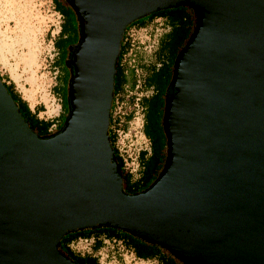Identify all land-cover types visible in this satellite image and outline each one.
I'll list each match as a JSON object with an SVG mask.
<instances>
[{"label": "water", "instance_id": "95a60500", "mask_svg": "<svg viewBox=\"0 0 264 264\" xmlns=\"http://www.w3.org/2000/svg\"><path fill=\"white\" fill-rule=\"evenodd\" d=\"M67 115L39 136L0 80V264H75L67 233L114 228L182 264H264V0H64ZM183 6L194 28L164 96V164L126 194L108 140L114 65L130 23Z\"/></svg>", "mask_w": 264, "mask_h": 264}, {"label": "rangeland", "instance_id": "374dc122", "mask_svg": "<svg viewBox=\"0 0 264 264\" xmlns=\"http://www.w3.org/2000/svg\"><path fill=\"white\" fill-rule=\"evenodd\" d=\"M176 14H181L179 15L181 20L178 23L179 29L177 31L180 43L183 39H187L190 36L194 28L195 16L193 11L187 7L178 9ZM75 19L73 13L68 15L66 24L68 33L72 30L77 31ZM61 23L62 17L54 10L51 0H0V77L7 76L14 83L15 89L21 91L19 93L30 109L39 105L43 107L39 117H41L40 119L47 118V121H52L47 131L49 134L54 133L56 118L61 114L62 103L60 98L54 96L51 92L52 87L59 83L58 76L60 71L52 67L51 63L56 58L57 50L54 48L53 42L60 30ZM165 24L157 26L152 23L149 26L147 25L144 31H136L133 42L136 48L133 49L136 52V56H139V61L143 57L146 61L156 62L157 46L155 49L153 42L156 40L159 43L160 39L167 33L169 27ZM137 27L142 26H136L135 28ZM149 28L151 29L149 30ZM69 45H66L65 49ZM145 69L148 72L149 68ZM67 79L68 77L66 82ZM66 115L67 112L62 114L60 127ZM58 122L59 120L57 124ZM34 133L39 136L42 135L41 131ZM162 136L164 137V135ZM164 144L165 139L158 137L152 148L153 161L151 165L160 170L163 167L166 155V146ZM148 156H144V158ZM156 176L151 175L152 178H156ZM136 178L131 179L136 181L138 179ZM128 184V186L123 188L125 193L139 192L137 191L140 187L138 183L129 181ZM111 246L109 244L104 249L102 259L99 260V255L97 256L99 263L135 264L137 261L133 258V252L126 249L122 243L118 244V246L113 245L112 248ZM162 252L173 264H182L167 251L162 250ZM105 253L107 254L106 257L104 256ZM155 262L159 264L158 260L154 258L153 264Z\"/></svg>", "mask_w": 264, "mask_h": 264}, {"label": "trees", "instance_id": "16d2710c", "mask_svg": "<svg viewBox=\"0 0 264 264\" xmlns=\"http://www.w3.org/2000/svg\"><path fill=\"white\" fill-rule=\"evenodd\" d=\"M51 1L54 10L58 12L62 17L60 30L53 42V46L57 50L56 58L51 63L52 67L57 68L60 71V75L58 76L59 83L55 84L51 89L52 94L60 98V102L62 103L61 114L57 116L55 122L56 125L54 126L55 127L54 130L55 132H57L61 128L60 124L62 120V114L67 112L68 110L67 100H66V87H67L66 78L68 77V70H66L67 58L65 57V48L66 45H69L72 41H74V39H76L78 35V27H77V31L72 30L71 32L68 33L66 31L68 15L70 13H73V11L68 5H65L66 2L64 0H51ZM180 8H183V6H175L169 9L151 13L148 16H145L146 17L145 19H143L144 18L143 17L127 25L122 34L118 55L114 65L115 72L113 79L112 97L115 93L121 90V87L125 83L128 82L127 77L123 73L122 67L119 65L121 55L126 47V44L123 43L124 33L126 29L130 26H143L146 22L151 21L156 17L163 18L166 25L169 27V31L160 39L158 43V49L155 59L156 62H160V60L165 59L166 63H163L162 67L159 68L158 70H155L154 67H150L148 69L147 76L144 80V86L147 88L154 87L156 89V92L154 95L148 98H142L141 100V105L144 108L143 134L150 140V154L147 158H144L145 153L144 152L140 153L139 160H140V165L142 166V172L140 177L136 181H132L131 177L127 173H124L121 170V160L117 156L112 146V138L110 135V130L109 128L107 129L108 140L110 143L111 150L113 152V157L120 171V176L122 180V189L128 186L129 185L128 182L131 181L139 184L140 187L137 189V191L141 192L144 190L143 188L146 189L148 187L147 186L148 184L149 185L152 184L151 181L154 180L155 177L152 178L151 175L156 176V174L160 170L159 168H154V166L151 165L153 161L152 148L155 140L158 137L165 139V136L164 137L162 136L164 135V133L162 129V118H161L164 109V96L171 81L172 67L176 55L184 47L186 41L189 38L188 37L187 39H183L179 43L178 40L179 37L177 31L179 29L178 23L181 20L179 15L181 14H176V13ZM76 24H77V20H76ZM0 80H2V84L6 88L14 104L17 106V109L21 114L22 118L24 119V121L27 122L30 130H32L33 132L41 131L42 135H48L49 133H47V131L52 121L42 120L37 117L38 112L43 111L42 106L40 105L34 106V108L31 110L27 102L21 97L20 93L15 89L14 83L11 80H9L7 76L0 77ZM58 120L59 122L57 124ZM109 123L110 120L108 121V125ZM164 146H166V141ZM135 193H131V194H135ZM89 235L104 236L107 239L119 240L121 241L123 246L126 249L131 250L134 253L135 257L138 259L150 260L155 258L156 260H158L160 264H173L170 261V259L165 254H163L162 252L163 249H161L160 247L156 245L148 244L144 241H141L140 239H137L136 237H133L129 233L114 228L84 229L72 233H67L60 238L58 250L64 256H66L71 262L75 264H98L97 259L95 257L90 255L81 256L73 253L68 248V244L71 240L77 237H87ZM99 247H100V243L96 242L94 245V250L98 249Z\"/></svg>", "mask_w": 264, "mask_h": 264}, {"label": "built area", "instance_id": "2783aa9c", "mask_svg": "<svg viewBox=\"0 0 264 264\" xmlns=\"http://www.w3.org/2000/svg\"><path fill=\"white\" fill-rule=\"evenodd\" d=\"M152 23L160 26L163 23L165 24V21L161 17H156L142 27L130 26L124 33L123 43L126 44V47L121 55L119 65L122 67L128 82L121 87L119 92L113 95L109 114L110 123L108 128L112 138V146L121 160V170L131 178L140 176L142 169L139 160L140 153L144 152L145 156L150 154L149 141L143 134L144 108L141 105L142 98H148L152 93L151 87L144 86V80L147 76L145 68L154 67L156 70L159 67V62L146 61L143 57L139 61V56H136L133 49L136 48L133 42L136 31H144L147 25L149 26ZM157 43L156 40L153 42L155 49ZM96 242L100 243V247L94 250ZM120 243L119 240L107 239L104 236L89 235L71 240L68 248L73 253L81 256L90 255L97 259L99 255L100 260L103 258L102 252L109 244L118 246ZM104 256L106 257L107 254L105 253ZM97 262L101 264L98 260Z\"/></svg>", "mask_w": 264, "mask_h": 264}, {"label": "flooded vegetation", "instance_id": "af4514ba", "mask_svg": "<svg viewBox=\"0 0 264 264\" xmlns=\"http://www.w3.org/2000/svg\"><path fill=\"white\" fill-rule=\"evenodd\" d=\"M64 2V1H63ZM65 3V2H64ZM65 5H67L66 3H65ZM77 37H78V35H77ZM77 37H76V39H74V41H72L70 44L71 45H73V44H75L76 43V41H77ZM157 49H158V45H157ZM156 49V50H157ZM71 55H72V53L71 52H68V50L67 49H65V57L67 58V64H66V70H68V78H69V72L71 71V64H70V61H71ZM165 56V55H164ZM163 63H166V60L165 59H162V60H160V62H159V67L156 69V70H158L159 68H161L162 67V65H163ZM68 80V79H67ZM152 88V93H151V95L150 96H152V95H154L155 94V92H156V89L154 88V87H151ZM55 132V131H54ZM146 137V136H145ZM147 138V137H146ZM147 140L149 141V146H150V140L147 138Z\"/></svg>", "mask_w": 264, "mask_h": 264}, {"label": "crops", "instance_id": "0c3cea01", "mask_svg": "<svg viewBox=\"0 0 264 264\" xmlns=\"http://www.w3.org/2000/svg\"><path fill=\"white\" fill-rule=\"evenodd\" d=\"M18 92H21L19 89H18ZM41 106V105H40ZM42 109H43V107H42ZM32 110V109H31ZM42 112V111H41ZM41 112H38V114H37V117L40 119L41 117H39V114L41 113ZM57 114V113H56ZM57 116V115H56ZM47 119V118H46ZM46 119H42V120H46ZM142 167V166H141ZM141 172H142V169H141ZM134 256V257H133ZM133 258H135L137 261L135 262V264H153L154 263V259H150V260H141V259H138V258H136L135 257V255H134V253H133ZM159 263V262H158ZM126 264V263H125ZM155 264H157L156 262H155ZM160 264V263H159Z\"/></svg>", "mask_w": 264, "mask_h": 264}]
</instances>
